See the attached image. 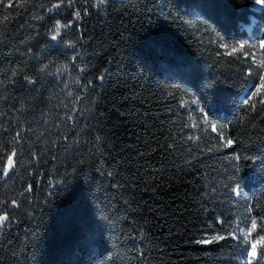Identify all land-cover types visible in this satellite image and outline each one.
Listing matches in <instances>:
<instances>
[{
	"label": "trees",
	"instance_id": "1",
	"mask_svg": "<svg viewBox=\"0 0 264 264\" xmlns=\"http://www.w3.org/2000/svg\"><path fill=\"white\" fill-rule=\"evenodd\" d=\"M254 2L0 0V264H246L264 235Z\"/></svg>",
	"mask_w": 264,
	"mask_h": 264
},
{
	"label": "snow or ice",
	"instance_id": "2",
	"mask_svg": "<svg viewBox=\"0 0 264 264\" xmlns=\"http://www.w3.org/2000/svg\"><path fill=\"white\" fill-rule=\"evenodd\" d=\"M61 2H63V0H61ZM101 3L104 2V0H100ZM68 3H72V0H68ZM257 4H260L261 6H264V0H256ZM54 7H59V5H55ZM77 18H79L80 13L77 12L76 13ZM65 27H67V25H65ZM56 32L59 33V22H57V26H56ZM57 36L53 35L52 39H56ZM70 47L74 46L72 44L69 45ZM244 47V46H241ZM260 47L264 48V41H261ZM261 66L264 67V60H262L260 62ZM261 83L259 86L258 91H264V77L260 78ZM253 95H256V93H254ZM246 103H248V101H246ZM261 103H264V101H261ZM222 134V133H221ZM228 144H231V141H227ZM13 155H15V153H13ZM13 165V160L12 157H8V167L11 168ZM7 172V169H5V173ZM234 192H236L237 195H240V191H239V185H237L236 188L232 189ZM13 205L16 204V201H12ZM0 211H3L2 208H0ZM249 211H251V209H249ZM9 217L7 215V213L0 215V229H2L5 225V223L8 221ZM258 227V223H257V219L255 217H253L251 219V227L248 228V230L246 232H240L239 228H237V234H230L233 235L234 238L236 239H241V240H245L246 242L250 239V237L252 236V233L255 232L257 230ZM259 227L264 230V217H261V222ZM225 239V237L223 236H213L210 239H203L200 242L201 243H211V242H215L218 240H223ZM258 247L260 248H264V235H259L258 234V239L257 240H251V249L250 251H248L247 256L248 259L246 261V264H252L253 260H255L258 256ZM260 257L262 259H264V253H260L259 254Z\"/></svg>",
	"mask_w": 264,
	"mask_h": 264
},
{
	"label": "rangeland",
	"instance_id": "3",
	"mask_svg": "<svg viewBox=\"0 0 264 264\" xmlns=\"http://www.w3.org/2000/svg\"><path fill=\"white\" fill-rule=\"evenodd\" d=\"M253 5H255V7H254V8H261V7H264V6H261L260 4H257L256 2H254V3H253ZM249 240H251V237H250V239H249ZM250 249H251V242H250V244H249L248 251H250Z\"/></svg>",
	"mask_w": 264,
	"mask_h": 264
},
{
	"label": "water",
	"instance_id": "4",
	"mask_svg": "<svg viewBox=\"0 0 264 264\" xmlns=\"http://www.w3.org/2000/svg\"><path fill=\"white\" fill-rule=\"evenodd\" d=\"M252 8H254V6H251ZM12 157V160H13V156ZM9 170V167H8V163H7V171Z\"/></svg>",
	"mask_w": 264,
	"mask_h": 264
},
{
	"label": "bare ground",
	"instance_id": "5",
	"mask_svg": "<svg viewBox=\"0 0 264 264\" xmlns=\"http://www.w3.org/2000/svg\"><path fill=\"white\" fill-rule=\"evenodd\" d=\"M252 6H254V7H255V5H252Z\"/></svg>",
	"mask_w": 264,
	"mask_h": 264
}]
</instances>
